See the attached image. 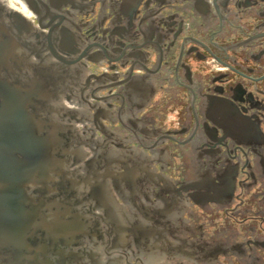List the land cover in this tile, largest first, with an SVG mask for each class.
Segmentation results:
<instances>
[{"label":"flooded vegetation","instance_id":"1","mask_svg":"<svg viewBox=\"0 0 264 264\" xmlns=\"http://www.w3.org/2000/svg\"><path fill=\"white\" fill-rule=\"evenodd\" d=\"M29 1L84 71L61 167L110 193L81 264H264V0Z\"/></svg>","mask_w":264,"mask_h":264},{"label":"water","instance_id":"2","mask_svg":"<svg viewBox=\"0 0 264 264\" xmlns=\"http://www.w3.org/2000/svg\"><path fill=\"white\" fill-rule=\"evenodd\" d=\"M54 28L0 4V264H81L101 225L95 211H111L102 184L61 167L97 157L71 135L62 101L89 97L66 33Z\"/></svg>","mask_w":264,"mask_h":264},{"label":"clouds","instance_id":"3","mask_svg":"<svg viewBox=\"0 0 264 264\" xmlns=\"http://www.w3.org/2000/svg\"><path fill=\"white\" fill-rule=\"evenodd\" d=\"M0 4H4L7 8L19 12L29 20H35V14L29 9L25 0H0Z\"/></svg>","mask_w":264,"mask_h":264}]
</instances>
